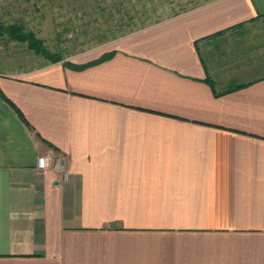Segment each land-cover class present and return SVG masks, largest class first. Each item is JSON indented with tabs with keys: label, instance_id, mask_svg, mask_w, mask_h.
I'll use <instances>...</instances> for the list:
<instances>
[{
	"label": "crops",
	"instance_id": "1",
	"mask_svg": "<svg viewBox=\"0 0 264 264\" xmlns=\"http://www.w3.org/2000/svg\"><path fill=\"white\" fill-rule=\"evenodd\" d=\"M0 264H264V0L0 71Z\"/></svg>",
	"mask_w": 264,
	"mask_h": 264
},
{
	"label": "rangeland",
	"instance_id": "2",
	"mask_svg": "<svg viewBox=\"0 0 264 264\" xmlns=\"http://www.w3.org/2000/svg\"><path fill=\"white\" fill-rule=\"evenodd\" d=\"M97 1L104 2L99 10L91 0H0V22H23L25 28L43 40V45L51 52H60L63 58H69L98 42L122 35L129 24L137 26L139 23H135L142 18L140 13L145 5L148 14H152L149 15L150 20H153L156 14L151 9L164 5L168 9L166 14L174 13L187 0L136 1L132 5V18L123 15L126 5L122 4V8L115 12L110 10L113 0ZM195 1L186 7L204 0ZM46 62L44 57L28 49L25 43L0 38V71L36 68Z\"/></svg>",
	"mask_w": 264,
	"mask_h": 264
},
{
	"label": "trees",
	"instance_id": "3",
	"mask_svg": "<svg viewBox=\"0 0 264 264\" xmlns=\"http://www.w3.org/2000/svg\"><path fill=\"white\" fill-rule=\"evenodd\" d=\"M136 1L144 2V3H147V2L153 3L154 2V0H113V2H114L112 4L113 7L111 6L110 10H114L116 12L117 10L119 11V8H122V4L126 5V8L125 9L123 8V15H125L127 18H130V17L132 18L133 16L130 15L132 8H133L132 5ZM192 1L193 0L185 1L184 3H186V4L183 5V3H182L180 6L181 7L180 10L175 11L174 13H169V14H166V11L168 9L166 7H164V5L163 6L159 5L158 7H155V8H157V10L155 8L150 10V11H152V13L154 12L156 14V18L153 20H150L149 15H152V14H151V12H150V14H148L149 10H148V8H146V5H145L143 10H142V13H140L142 15V18L139 21H137V23L134 22L135 24H138V23L139 24L137 26L135 25V27H133V25L130 26V24H129L128 30L125 33H123L122 35L131 33V32L136 31L138 29H141V28H144V27L149 26L151 24L157 23V22H159L163 19L169 18L171 16L178 15L182 12H185L189 9L198 7V6L205 4V3L212 1V0H204L203 2H200L194 6H190L187 8L186 5L188 6ZM198 1L199 0H196L195 2L197 3ZM91 3H93L95 7H98V10H99V8H101L100 5H102L101 3H104V2H102V1L98 2L97 0H91ZM148 20H150V21H148ZM122 35H120V36H122ZM117 37H113L111 39H114ZM0 38H2V39L5 38L8 41L25 43L28 49H30V50L34 51L36 54H39L40 56L44 57L45 60L49 63H55V62H59V61L63 60V55L60 52H56V51L51 52L48 48H46L43 45L44 44L43 40L37 38L33 31L27 30L25 28V25L23 22H18V21H14L12 23L0 22ZM108 40L109 39H107L105 41H108ZM105 41H102L100 43H103ZM109 56H110L109 54L104 55L100 58L99 61L106 59ZM242 86H244V85L232 86L227 90L237 89V88L242 87Z\"/></svg>",
	"mask_w": 264,
	"mask_h": 264
},
{
	"label": "built area",
	"instance_id": "4",
	"mask_svg": "<svg viewBox=\"0 0 264 264\" xmlns=\"http://www.w3.org/2000/svg\"><path fill=\"white\" fill-rule=\"evenodd\" d=\"M36 166L39 170H44L46 168L53 169L60 174L62 180H65L68 176L65 170V159L60 155H40L37 158Z\"/></svg>",
	"mask_w": 264,
	"mask_h": 264
}]
</instances>
